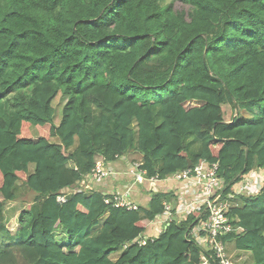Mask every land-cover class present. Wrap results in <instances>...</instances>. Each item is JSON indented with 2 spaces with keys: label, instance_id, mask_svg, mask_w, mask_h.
<instances>
[{
  "label": "trees",
  "instance_id": "trees-1",
  "mask_svg": "<svg viewBox=\"0 0 264 264\" xmlns=\"http://www.w3.org/2000/svg\"><path fill=\"white\" fill-rule=\"evenodd\" d=\"M123 157L160 179L218 162L226 192L264 173V0H0V264L210 260L199 212L141 244L174 191L129 210L94 189L114 175L90 181L97 163ZM237 200L222 240L264 264V183Z\"/></svg>",
  "mask_w": 264,
  "mask_h": 264
},
{
  "label": "built area",
  "instance_id": "built-area-1",
  "mask_svg": "<svg viewBox=\"0 0 264 264\" xmlns=\"http://www.w3.org/2000/svg\"><path fill=\"white\" fill-rule=\"evenodd\" d=\"M138 167V163L131 164L130 174L134 177L135 183L148 185L150 192L162 191L159 190L158 185L165 181L170 180L174 185L176 184L174 189H172L175 200L165 201L164 212L158 215L154 221L159 218L163 219L165 229L173 218L178 219L177 217H179L180 221H183L193 213L199 212L197 222L190 230L189 236L197 242L205 253L212 256L210 260L207 256L203 257L201 264H211L212 260L217 264H233V261H231L232 254L227 249L228 242L222 239L228 233L238 231L241 228L233 223L230 212L228 213L227 208L230 206L224 199L226 185L224 179L219 175V163L210 164L203 161L193 169L188 168L168 176L166 179H160L157 176L148 178L146 172L139 170ZM250 173L236 183L230 193L226 194H229L231 198L236 195L233 205L237 204V197L243 195L252 196L261 191V186L264 183V173L262 172L260 175L259 172L255 171ZM109 174H115V171L106 169L104 163L99 161L96 170L89 177L95 179L101 176H108ZM91 179L90 181H93ZM255 179L257 180L255 181ZM127 194L129 195V192L126 190L122 195L115 196L116 205L127 207L129 210L138 209V205L133 203ZM106 201L110 202L109 199ZM162 216L165 218H162ZM149 237L154 236L146 235L140 240L141 244H146Z\"/></svg>",
  "mask_w": 264,
  "mask_h": 264
},
{
  "label": "crops",
  "instance_id": "crops-1",
  "mask_svg": "<svg viewBox=\"0 0 264 264\" xmlns=\"http://www.w3.org/2000/svg\"><path fill=\"white\" fill-rule=\"evenodd\" d=\"M226 119L230 121L229 118L226 117ZM131 164L133 163H131L129 159L125 157L119 159L118 161L108 163L107 165L115 170V174L109 177L101 178L97 180L96 183L93 182L92 185H94V189L122 194L126 191V188L129 187L131 188L129 192V199L133 203L147 205L151 197L150 187L148 185L136 184L134 182V177L130 174ZM161 186L164 189L158 186L159 190L164 192L173 191L172 189H174L172 184H164ZM162 218L165 217L162 216ZM164 227V220L159 218L157 221L151 222L149 224L144 235L157 237L161 234V231L164 229Z\"/></svg>",
  "mask_w": 264,
  "mask_h": 264
},
{
  "label": "rangeland",
  "instance_id": "rangeland-1",
  "mask_svg": "<svg viewBox=\"0 0 264 264\" xmlns=\"http://www.w3.org/2000/svg\"><path fill=\"white\" fill-rule=\"evenodd\" d=\"M66 100H67V97H63V96H59V98H57V100H55V102H54V104H55V107H56V109H57V112H56V120H57V122H59L60 121V119H61V115H62V107H63V104L66 102ZM227 106V105H226ZM226 106H224V108L226 107ZM260 108H261V106L260 105H258V106H255L253 109H251V110H241L240 111V114H241V116H243V117H245V118H252V117H254V116H256L257 114H258V112H259V110H260ZM227 113L228 114H225V116H227V118H229V119H232L233 117H234V115H235V111H234V109L232 108V106L230 107V108H228L227 109ZM131 158H139V155H138V157L137 156H135V155H131ZM130 161V160H129ZM131 162V161H130ZM253 171H255V172H259V175L260 174H262V171L260 170V171H258V170H253ZM253 171H251V172H253ZM249 174V173H248ZM248 174H246V175H244V177L243 178H245V177H247L248 176ZM251 174V173H250ZM256 175H257V173H256ZM259 177H261V176H259ZM242 178V179H243ZM258 178V177H257ZM91 179V178H90ZM91 180H93V179H91ZM257 179H255V181H256ZM90 183H92V182H90ZM135 184V183H134ZM136 184H138V183H136ZM164 184H172L173 186H174V183L172 182V181H165L164 182ZM163 183L162 184H160V185H158V186H160L161 188H162V186L161 185H164ZM90 185V184H89ZM142 185V184H141ZM235 185V184H234ZM233 185V186H234ZM172 186V187H173ZM159 188V187H158ZM261 188L263 189V186H261ZM162 189H164V188H162ZM126 190H127V192H130V190H131V188H126ZM225 193L227 194V193H230V192H226V187H225ZM226 194H224V199L228 202V205L230 206L229 208H227V210H228V213L230 212L231 213V208H232V205H233V200H234V198H235V196L233 197V198H231V197H229V194L228 195H226ZM19 195L21 196V197H24V199H27V200H30V199H32V196L29 194V192L23 187V185L21 184V188H20V192H19ZM128 195V194H127ZM245 197H247L246 195H244ZM128 198H129V195H128ZM175 200V198L173 199V201ZM236 202L238 203L239 202V200H236ZM7 209H6V215H7V217H8V219H9V226H10V229L12 230V231H16L17 230V228H18V226H19V224H18V215H19V211L23 208V207H25L24 206V204L23 203H20V201H18V202H13V203H10V204H8L7 205ZM231 215V214H230ZM175 217H177V216H175ZM178 219H175V218H173L172 219V221H176V222H178V223H180V222H182V221H180L181 219L179 218V217H177ZM231 218L233 219V217L231 216ZM184 221V220H183ZM171 222V221H170ZM170 222H169V224H170ZM233 223H234V221H233ZM236 225V224H235ZM238 226V225H237ZM240 227V226H239ZM164 231V230H163ZM163 231H161V233L163 232ZM239 231V230H238ZM234 232H237V231H234ZM65 234L64 233H60V234H57V238L58 239H60V240H65ZM227 249H228V252L230 253V254H232V257H231V261H233V264H252L253 263V259H252V254H251V252H248V251H243V250H239V249H237L236 248V246L234 245V242H232V241H229L228 243H227ZM228 253V254H229ZM229 254V255H230ZM211 264H212V262H211Z\"/></svg>",
  "mask_w": 264,
  "mask_h": 264
},
{
  "label": "water",
  "instance_id": "water-1",
  "mask_svg": "<svg viewBox=\"0 0 264 264\" xmlns=\"http://www.w3.org/2000/svg\"><path fill=\"white\" fill-rule=\"evenodd\" d=\"M192 166V162L191 160L188 161V167H191Z\"/></svg>",
  "mask_w": 264,
  "mask_h": 264
}]
</instances>
